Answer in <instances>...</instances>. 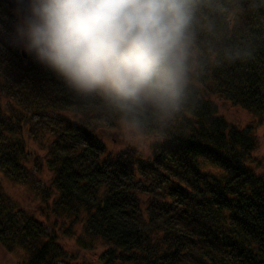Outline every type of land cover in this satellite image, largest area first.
I'll return each mask as SVG.
<instances>
[{"label":"trees","instance_id":"16d2710c","mask_svg":"<svg viewBox=\"0 0 264 264\" xmlns=\"http://www.w3.org/2000/svg\"><path fill=\"white\" fill-rule=\"evenodd\" d=\"M5 27L13 33L12 21ZM22 51L0 49V79L5 69L22 76L11 108L0 101V173L21 184L36 176L25 135L40 125L47 158L36 165L52 174L51 209L83 215L86 233L112 245L102 264H264V178L247 166L257 140L252 128L229 125L211 100L264 116V49L249 62L214 68L193 110L145 164L125 152L107 154L97 129L119 122L108 105L75 97ZM43 194L49 203L50 191ZM45 237L0 181V245L27 251L25 264H47L54 248L52 241L39 244Z\"/></svg>","mask_w":264,"mask_h":264},{"label":"clouds","instance_id":"9594fccd","mask_svg":"<svg viewBox=\"0 0 264 264\" xmlns=\"http://www.w3.org/2000/svg\"><path fill=\"white\" fill-rule=\"evenodd\" d=\"M11 42L75 97L102 100L147 153L214 68L264 47V0H14Z\"/></svg>","mask_w":264,"mask_h":264},{"label":"rangeland","instance_id":"374dc122","mask_svg":"<svg viewBox=\"0 0 264 264\" xmlns=\"http://www.w3.org/2000/svg\"><path fill=\"white\" fill-rule=\"evenodd\" d=\"M3 5L4 3L0 0V22L3 25L0 28V33H2L0 49L6 50L14 47L20 52L23 49L11 42V33L9 31L7 33L5 27L10 21H12L14 27V24L16 25L17 23V17L13 14V17L10 18ZM7 9L10 10L8 7ZM258 23H261V27L258 30L264 33V22ZM261 48L264 49V47ZM21 77V74L15 70L5 69L3 71V77L0 79V101L6 109L11 108L9 101L15 100L14 90L16 89L14 88ZM11 91L12 96H10ZM211 100L216 104L219 115L229 125L240 131L248 128L253 129L258 148L251 154L247 166L257 176L264 178V116L251 113L240 103L227 102L220 97H212ZM51 115L53 114L51 113ZM33 120L37 121V118ZM36 129H41V126L37 125L28 130V134L26 133L25 135V141L28 143L31 153H33L32 156L28 155V166L36 176L31 177L26 184H21L0 173V181L3 188L14 200L17 207L25 214L32 215L37 225L45 232L46 237L39 244L52 241L54 250L49 256L47 264H102L101 261L105 253L112 245L86 233L83 215L75 217L61 212H54L51 209L57 196L51 187V172L45 166L42 170H39L38 165H36L44 164L47 158V149L40 142L44 131H36ZM97 135L106 145L107 154L110 156H117L119 153L125 152L127 156L136 159L142 164L149 162L153 158L155 149L161 142V140L153 142L150 151L147 153L125 146L122 139L124 131L119 122L111 128L98 127ZM212 171L216 173V170ZM45 188L51 194L52 199L48 201L49 203L44 198L43 190ZM30 257L31 255L23 249L19 248L9 253L0 245V264H25Z\"/></svg>","mask_w":264,"mask_h":264},{"label":"water","instance_id":"95a60500","mask_svg":"<svg viewBox=\"0 0 264 264\" xmlns=\"http://www.w3.org/2000/svg\"><path fill=\"white\" fill-rule=\"evenodd\" d=\"M2 2L12 11L16 8L14 0H2ZM21 55L24 59H27L28 57V54L24 50L21 52Z\"/></svg>","mask_w":264,"mask_h":264}]
</instances>
